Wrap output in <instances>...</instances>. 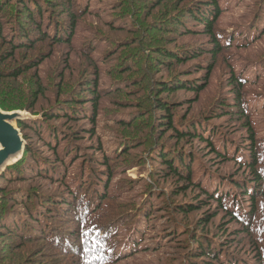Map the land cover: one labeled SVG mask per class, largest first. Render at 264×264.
<instances>
[{
  "label": "trees",
  "instance_id": "1",
  "mask_svg": "<svg viewBox=\"0 0 264 264\" xmlns=\"http://www.w3.org/2000/svg\"><path fill=\"white\" fill-rule=\"evenodd\" d=\"M96 1L101 2L0 0L1 83L19 90L29 88L34 106L44 93L43 65L55 50L81 58L83 69L75 96L78 106H68L63 113L57 109L60 115L50 116L67 121L86 119L94 126L101 101L138 108L149 120L146 126H153L148 137L155 148L151 160L158 163L152 169L155 179L176 178L174 195L189 189L201 194L193 200L198 204L175 201L172 207L166 206L167 211L185 215L213 203L216 208L211 219L208 215L199 224L206 226L219 213L225 220L218 235L223 236L222 242L195 235L185 251L186 261L184 249L179 253V264H264V133L255 120V103L264 97V45L259 46L264 39V0H251L249 14L235 24L223 16L235 10L238 0H177L173 16L154 14L172 0H121L132 7L130 31L119 30L128 27L129 21L118 28V16L98 29L93 20L100 9L94 6ZM116 2L112 0L111 6ZM101 8L107 7L102 4ZM113 33L125 35L115 39ZM117 49L127 52L121 66L111 59ZM134 62L149 69L133 85L142 86L147 93L150 90L140 105L120 99L134 91L126 88L122 75L139 68ZM179 91L197 100L205 94L212 102L207 116L182 115L183 120H178L180 105L163 98ZM70 104L77 102L74 99ZM0 107L18 109L2 100ZM153 109L157 114L153 115ZM130 118L136 122L137 115ZM18 127L33 132L44 149L26 144L22 158L1 176L5 181L37 180L44 189L31 193L18 189L7 198L1 195L0 251L5 249L6 254L0 257V264L7 257H16L14 264H162L160 242L145 245L140 231L153 218L148 214L151 206L136 205L132 199L122 201L127 191L135 190L124 175L129 166L141 167L137 160L122 165L120 154H105L100 144L94 149L98 155L90 156L75 143L79 137L72 142L43 118L32 126L18 122ZM167 133L174 140L173 150L163 141ZM23 136L26 140L25 133ZM183 140L203 144V157L214 156L209 160L212 167L228 163L235 171L227 178L216 177L207 165L199 176L196 164L201 157L177 151ZM135 146V142H126L121 150L123 160ZM117 176L118 181H113ZM164 232H177V227L172 224ZM32 248L28 254L24 250ZM154 253V258H147Z\"/></svg>",
  "mask_w": 264,
  "mask_h": 264
},
{
  "label": "rangeland",
  "instance_id": "2",
  "mask_svg": "<svg viewBox=\"0 0 264 264\" xmlns=\"http://www.w3.org/2000/svg\"><path fill=\"white\" fill-rule=\"evenodd\" d=\"M48 1L56 2L59 0ZM111 1L112 0H101V2H94V6L99 7L100 9L98 13L94 14L95 17H91V19L93 18L94 23L97 24V28L102 30L110 23L113 17L118 16L116 19V25L118 28L125 26L127 24L126 20L129 21V24H127L128 27L119 30L130 31L133 17L132 7H129L125 1L122 2L121 0H117V2L111 6ZM137 1L145 2L147 0ZM176 1L177 0L169 1L163 9H155L154 14L156 13L155 15L157 16L171 14V16H173L172 11L175 9ZM12 3L13 6H15V2L12 1ZM184 3L185 2H183L181 5H184ZM102 4H104L107 8H101ZM250 9L251 0H238L235 2V10L225 14L223 18L229 21L231 24H235L236 22L242 20L241 17L243 15H248ZM115 12L117 13L115 14ZM140 17L144 18V15L142 14ZM111 35L113 38L118 39L123 37L125 34L113 33ZM108 37L114 40L111 36L108 35ZM128 42L129 46H131L132 42L130 40ZM135 44H137V39H135ZM262 45H264V39L260 41L259 46ZM114 46H116V44ZM126 53L127 52L125 51H120L117 49L113 52L111 59L114 63L121 66L125 56L127 55ZM82 61L83 60L79 57L70 55L67 56L65 52H61V49H59V51L55 50V53L50 58H48V60L43 65V69L40 74V80L44 86V93L38 97V100L34 106L31 97H29V88L19 90L18 88H14L10 85H3L0 81V100L5 102V104L10 107L18 108L13 110H5V108L2 109L0 107V112H20L23 114L22 117H20L19 120L15 122V126L19 129L21 137L24 141V149L26 144L31 147H38L37 149L39 150L44 148L39 142V139L34 137L33 132L21 130L18 127V122H23L27 124V126H32V122L36 121L37 119L41 120L43 118L44 121H48L49 124L55 128V130H58L65 135H69L72 142L76 140L73 137H79L75 143L83 149V152H87L90 156L98 155L94 149L98 147V144H100L105 154H110L112 152L120 154L119 162L122 165L128 163L130 159L137 160V163H139L141 167L136 165L132 167L129 166L126 169V175H124L130 179L133 186H135V190L127 191L124 198H122V201L127 202L129 199H132L136 205L139 204V206H141L145 203H148V205L151 206V212L148 214L151 213L153 215L151 217L153 218L148 221L149 223L147 224V227L146 225H141L140 231L143 233L145 238V241L143 242L145 245H155L156 243L160 242V248L162 249L160 250V253L163 251V258L160 261L162 264H179V260L177 258L179 253H182L181 250L183 249V261H186L187 257L185 251L189 249L188 244L192 242L195 235H204L208 238H212L213 241L218 240L222 242L223 236L218 237V235L222 234L221 231L224 227L223 225H225V220L221 217V213H219V215L216 214L217 216L208 222L206 226H204L203 223L199 224L201 219L208 217V215L211 219L213 215L212 213L215 212L216 208L213 203L209 205L204 204L205 207H203V210H195L185 215L175 212L173 214L172 211H167L168 207L166 206L172 207V203L175 201L186 203L188 206L196 197H198V194H201L199 191H193L189 189L174 195L176 191L175 187L178 185L176 178L168 177L167 179H163V177H161L159 180L155 179L156 176L153 174L152 169L158 163L153 164V161L151 160L154 153L153 150L155 148H151L150 138L148 137L153 131V126L151 127L150 124L146 126V123L149 120L143 116L144 114L140 115L142 112H138V108L132 106L119 108L114 107L111 102L101 101V114L97 118L94 126L92 123L86 122L88 121L86 119L67 121L64 120L63 117L53 119V117L50 116L60 115L56 114L57 109L63 113V109L68 108V106H78L79 100L76 99V97L78 96L80 88V73L83 69ZM136 64L137 63L134 62V65ZM137 65L139 67L137 70H132L122 74L125 75L124 82L126 84V88L134 89L132 96H120V99L129 102V105H140L143 99L149 96L150 93V90L147 93V89L142 88L140 85L133 86L142 79L141 77H143L144 74L149 73V69H145V65L142 66L141 63ZM189 95L191 94L179 91V93L171 94L169 97L163 99L171 103L173 102L175 106L180 105L179 108H177V110L180 111L177 117L178 120H183L184 116L182 117V115H185L186 118L198 117L200 115L203 117L207 116V111L212 104L211 100L207 99L205 94H202L199 100H197V98H189ZM3 96L7 98V101L3 99ZM74 99L77 104L71 105L70 103ZM186 99H189V101L193 102V104L189 106V104L185 101ZM255 109L256 125L260 133H264V97L260 98L255 103ZM152 113L153 115L157 114V109H153ZM134 115H137L136 122H131L130 116ZM48 116L50 119H47ZM89 129L91 132H89ZM24 133L27 137L26 140L23 138ZM168 134L169 133L164 136L163 141L171 150H173L174 140H172L171 137H168ZM236 134L239 135L240 133L237 132ZM155 139H157V137H155ZM127 141L135 142L137 146L132 148L129 156L123 160V152H121V150L124 149L123 147L126 145ZM160 142L163 143L161 139ZM203 147V144L199 146L198 143L188 142L187 140L179 142L177 147V151L186 153L191 152L190 154L194 153L201 157L197 158L196 164V167L199 171V176L204 173L203 166L209 165L212 167L209 160L211 159L212 161L214 158L212 155L203 157V152L200 151V149L206 150ZM158 148L161 150L159 146ZM234 171L235 168L228 163H221L215 167H212V172L216 177L227 178L228 175ZM118 179L119 176H117L113 181H118ZM0 187L2 188L0 197L1 195H6L7 198L14 190L19 189L18 191H22V189H25L26 193H31L33 190H37L38 188H40L39 190L44 189V184L37 180L35 181L31 179L17 181V179L13 178L11 181H5V179L1 176ZM151 195H153L154 198H151ZM202 199L206 200L204 196H202ZM157 201L160 202L156 203ZM194 204L196 205L198 202ZM172 224L177 227V232L162 233L163 228H167ZM221 226L223 227L221 228ZM230 226L231 225L228 227ZM220 228L221 230H219ZM0 240V250H2L3 247L1 244L3 243V240ZM154 245H152V247ZM165 246L166 248L164 249ZM35 247L36 249H39V246L35 245ZM33 249L34 248L30 250H24L28 254ZM5 254V249L3 253L0 251V257L3 258ZM154 255L155 253L149 255L147 258H154ZM33 256L34 253L33 255H30L29 258H32ZM13 259L14 260H11L9 257H7L4 259L6 261L4 264H14L17 262L15 261L17 260L16 257ZM24 259L25 257L21 258V261ZM165 259L168 260L166 261ZM151 264L158 263L157 261H154L151 262ZM184 264H187V262H184Z\"/></svg>",
  "mask_w": 264,
  "mask_h": 264
},
{
  "label": "water",
  "instance_id": "3",
  "mask_svg": "<svg viewBox=\"0 0 264 264\" xmlns=\"http://www.w3.org/2000/svg\"><path fill=\"white\" fill-rule=\"evenodd\" d=\"M20 112H0V177L9 166L18 162L24 152V141L15 122L22 117Z\"/></svg>",
  "mask_w": 264,
  "mask_h": 264
}]
</instances>
